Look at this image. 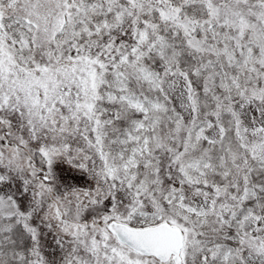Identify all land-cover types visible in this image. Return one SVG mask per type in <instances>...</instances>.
<instances>
[{
  "label": "snow or ice",
  "instance_id": "1",
  "mask_svg": "<svg viewBox=\"0 0 264 264\" xmlns=\"http://www.w3.org/2000/svg\"><path fill=\"white\" fill-rule=\"evenodd\" d=\"M0 264H264V0H0Z\"/></svg>",
  "mask_w": 264,
  "mask_h": 264
},
{
  "label": "trees",
  "instance_id": "2",
  "mask_svg": "<svg viewBox=\"0 0 264 264\" xmlns=\"http://www.w3.org/2000/svg\"><path fill=\"white\" fill-rule=\"evenodd\" d=\"M73 174L74 175H84V177H85V179H87V177H86V174H81L80 172L79 173H77V172H73ZM57 175L59 176L60 175V173H59V171L57 172ZM78 186H87V185H85V184H80V185H78Z\"/></svg>",
  "mask_w": 264,
  "mask_h": 264
},
{
  "label": "rangeland",
  "instance_id": "3",
  "mask_svg": "<svg viewBox=\"0 0 264 264\" xmlns=\"http://www.w3.org/2000/svg\"><path fill=\"white\" fill-rule=\"evenodd\" d=\"M65 167H67V166H65ZM74 172H77V173H79V171H74Z\"/></svg>",
  "mask_w": 264,
  "mask_h": 264
}]
</instances>
